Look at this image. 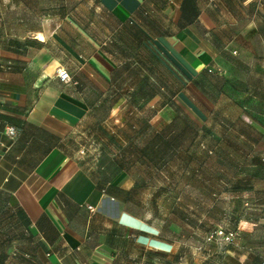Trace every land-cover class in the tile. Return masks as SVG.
I'll return each instance as SVG.
<instances>
[{"label": "crops", "instance_id": "1", "mask_svg": "<svg viewBox=\"0 0 264 264\" xmlns=\"http://www.w3.org/2000/svg\"><path fill=\"white\" fill-rule=\"evenodd\" d=\"M261 1L81 0L17 32L0 8V264H132L141 251H169L152 176L134 166L153 146L168 162L173 143L185 148L187 126L171 124L169 109L213 150L211 75L236 38L260 34L250 10ZM253 114L243 110V123L264 133V103L262 123ZM246 143L262 184L249 191L250 172L231 177L239 188L228 192L253 199L232 221L223 264H264V156Z\"/></svg>", "mask_w": 264, "mask_h": 264}, {"label": "rangeland", "instance_id": "2", "mask_svg": "<svg viewBox=\"0 0 264 264\" xmlns=\"http://www.w3.org/2000/svg\"><path fill=\"white\" fill-rule=\"evenodd\" d=\"M80 1L0 0V8L6 13V29L17 32L38 27L43 22L41 19L48 14L73 11ZM250 11L262 15L260 21L254 22L258 28L262 27L260 34L251 29L249 34L236 38L231 52L220 59L223 61L221 68L211 75L210 90L215 105L212 118L215 125L221 126L213 137L206 138L214 147L212 152L206 148L204 139V147L195 145L189 119L177 114L173 117V109H169L170 116L167 118L174 120L171 124L187 126L185 148L173 143L168 162L165 158L167 150L160 145L153 146L143 150L148 163L134 166L139 173L152 176L154 213L162 224L165 240L173 245L168 252L158 256H151L150 250L141 251L132 264H223L228 244L208 238L220 227L233 230L235 224L232 221L240 217L244 200L253 199L231 195L228 192L230 189L239 188L233 187L231 177L242 171L250 172L254 176L252 182H243L244 188L249 191L260 188L262 184L260 172L249 165L246 142L250 140L254 144L252 154L261 158L264 155L259 153L261 149L257 146L263 141L264 133L245 126L248 121L241 117V112L250 109L255 114L253 120L262 123L257 114L264 103L261 101L264 100L263 1L252 6ZM244 23L239 22V25ZM236 116L239 119L235 120V132H226L223 127L232 124L231 118ZM231 208H236L238 212H233Z\"/></svg>", "mask_w": 264, "mask_h": 264}, {"label": "built area", "instance_id": "3", "mask_svg": "<svg viewBox=\"0 0 264 264\" xmlns=\"http://www.w3.org/2000/svg\"><path fill=\"white\" fill-rule=\"evenodd\" d=\"M57 75L62 81H70L72 79V76L70 75L69 71L65 68H59L57 70ZM6 133L9 135H15L17 133V128L13 125H7ZM89 207L93 209L92 206ZM236 238H237L236 230H226L220 227L219 229L215 230L214 233L210 234L208 239L209 240L219 239L220 242L224 241L227 244H232L235 242Z\"/></svg>", "mask_w": 264, "mask_h": 264}, {"label": "trees", "instance_id": "4", "mask_svg": "<svg viewBox=\"0 0 264 264\" xmlns=\"http://www.w3.org/2000/svg\"><path fill=\"white\" fill-rule=\"evenodd\" d=\"M210 152H212V151H210ZM263 158H264V157L261 158L262 161H264ZM235 230H236V229H235ZM236 231H237V230H236ZM237 233H238V232H237ZM235 241H236V240H235ZM149 254H150L151 256H158V255L161 254V252H159V251H149Z\"/></svg>", "mask_w": 264, "mask_h": 264}, {"label": "bare ground", "instance_id": "5", "mask_svg": "<svg viewBox=\"0 0 264 264\" xmlns=\"http://www.w3.org/2000/svg\"><path fill=\"white\" fill-rule=\"evenodd\" d=\"M39 36H41L42 37V35L40 34Z\"/></svg>", "mask_w": 264, "mask_h": 264}]
</instances>
